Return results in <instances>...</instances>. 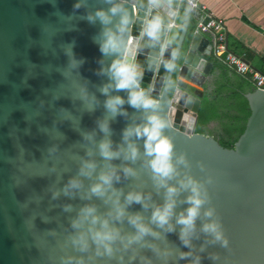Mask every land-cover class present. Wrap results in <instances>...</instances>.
I'll use <instances>...</instances> for the list:
<instances>
[{
    "label": "clouds",
    "instance_id": "1",
    "mask_svg": "<svg viewBox=\"0 0 264 264\" xmlns=\"http://www.w3.org/2000/svg\"><path fill=\"white\" fill-rule=\"evenodd\" d=\"M46 2L53 15L62 18L57 0ZM106 2V9L84 14L89 23L100 25L95 42L101 55L94 74L104 79L95 91L80 74L84 60L72 44L54 43L57 27L51 22L41 21L37 39L26 36L23 50L3 58L0 201L11 198L24 232L40 253V264H203L205 259L210 264H261L264 241L258 224L247 222L243 251L238 253L209 193L215 176L199 161L203 177L191 174L192 161L184 151H176L165 132L173 129V121L159 110L153 84L142 85L146 69L155 72L162 66L170 93L168 112L181 97L188 99L180 86L189 83L181 67L199 73L204 65L202 57L185 64L188 52L200 55L189 31L198 7L195 0ZM85 5L86 0H74L72 7ZM32 47L39 49L43 62L28 57ZM138 55L145 57L143 63ZM57 56L64 57L62 64L53 63ZM54 73L58 81L33 88L32 81L50 79ZM25 89L30 98L21 95ZM97 109L102 112L94 126L81 127L82 114ZM117 117L125 124L114 140ZM64 124L79 137L67 146ZM184 127L192 129L193 121L186 117ZM39 137L43 143H34ZM35 177L49 181L40 192L31 188ZM17 191L26 193L24 199L15 198ZM254 198L249 195L247 202ZM57 207L66 214L64 221L50 215ZM4 215L7 219L6 211ZM37 219L53 226L38 228Z\"/></svg>",
    "mask_w": 264,
    "mask_h": 264
},
{
    "label": "water",
    "instance_id": "2",
    "mask_svg": "<svg viewBox=\"0 0 264 264\" xmlns=\"http://www.w3.org/2000/svg\"><path fill=\"white\" fill-rule=\"evenodd\" d=\"M73 3L74 0H57L55 8L62 14V18L58 19L53 15L52 5L46 0H0V64L13 50H23L26 36L37 39L40 22L48 21L57 27L54 43L70 42L75 54L83 58L80 74L89 81V86L95 91L96 86H99L104 79L94 74V69L99 67L97 60L101 55L95 42L100 25L98 22L89 23L84 18V14L98 7L106 9L108 4L106 0H86L84 7L74 10ZM139 23L140 21L137 20L133 25V35L137 34ZM190 40L195 52L200 55L188 52L185 64H195L202 57L204 65L199 73H192L187 67H181L180 74L189 81L187 85H180L186 89L187 100L181 97L172 104L173 110L168 112L170 93L164 87L165 69L162 66L155 72L146 69L142 85L153 84L152 95L154 97L159 95L161 102L159 110L173 121V129H165V132L172 137L176 151H184L192 161L191 174L198 179L203 177L204 173L196 165L199 161L215 176L216 183L209 188V193L213 204L221 213L226 232L239 253L243 251L246 225L250 219L258 224L259 235L264 241V89L253 87L252 90L242 93L249 113L244 121L243 130L233 141L232 146L221 144L208 133L196 132L199 109L213 64L207 57L209 51L202 33L193 32ZM168 55L169 52L165 51L164 57L167 58ZM28 57L36 63L45 60L36 47L28 49ZM137 59L143 63L145 57L138 55ZM63 62V56H57L53 60V63ZM15 71L19 72L20 69ZM59 79L60 77L54 73L50 79H37L31 83L33 88L38 90L41 85H48ZM120 94L124 95L123 92ZM21 95L30 98L27 89L22 91ZM60 103L69 106L67 100H61ZM128 111L133 110L128 108ZM101 112L102 109H97L94 113L82 114L81 127H93L95 118ZM186 117L193 121L192 129L184 127ZM124 124L125 121L120 117L112 123L114 140L119 139L120 129ZM61 131L66 137V146L78 141L77 133L68 124L62 125ZM34 143H43V138H37ZM36 155L38 156L39 153ZM48 182L45 177H35L30 181V185L34 191L40 192ZM25 195V192L17 191L15 198L22 200ZM249 195L255 196L251 202H247ZM71 202L77 203L75 200ZM5 211L7 219H5ZM50 215H58L59 219L64 221L66 214L61 213L57 207ZM36 223L41 229L53 226L41 224L39 219ZM174 238L170 236V239ZM216 250L222 252L220 249ZM0 264H40V253L32 246L31 238L21 226V217L11 204V198L7 196L0 201ZM203 264L210 262L205 259ZM261 264H264V261Z\"/></svg>",
    "mask_w": 264,
    "mask_h": 264
},
{
    "label": "crops",
    "instance_id": "3",
    "mask_svg": "<svg viewBox=\"0 0 264 264\" xmlns=\"http://www.w3.org/2000/svg\"><path fill=\"white\" fill-rule=\"evenodd\" d=\"M198 1L204 4L213 16L223 20L228 48L242 55L254 68L264 72V0ZM201 17L202 12L197 9L189 27L191 33L196 31L197 22ZM202 36L206 39V48L209 51L207 57L213 64L210 76L215 88L227 83L226 77H234L236 81L244 83L243 77H238L237 73L212 54L211 35L202 33ZM230 79L229 84L234 81ZM248 84L252 85L251 82Z\"/></svg>",
    "mask_w": 264,
    "mask_h": 264
},
{
    "label": "built area",
    "instance_id": "4",
    "mask_svg": "<svg viewBox=\"0 0 264 264\" xmlns=\"http://www.w3.org/2000/svg\"><path fill=\"white\" fill-rule=\"evenodd\" d=\"M195 3L198 6L197 9L202 12V17L196 25V31L211 35L212 54L235 73L247 78L254 87L264 89V73L254 68L242 55L228 48L223 20L213 16L198 0H195Z\"/></svg>",
    "mask_w": 264,
    "mask_h": 264
},
{
    "label": "trees",
    "instance_id": "5",
    "mask_svg": "<svg viewBox=\"0 0 264 264\" xmlns=\"http://www.w3.org/2000/svg\"><path fill=\"white\" fill-rule=\"evenodd\" d=\"M260 72H262L260 69H258ZM264 73V72H262ZM238 77H243L239 74H236ZM226 77V76H225ZM227 80V83L222 84L215 88V94L218 98L223 99L225 101H231L232 105L235 104V106L238 109L237 113L229 114V116L235 120L234 125L232 127V130H234V133L228 134V136H224L220 138V143L225 146H232L233 141L236 139V137L241 133L244 127V121L249 113L246 99L243 97V92L249 91L253 89V85H249L250 83L247 79L243 77V80L245 82H238L236 79H234L231 84L228 83L229 79L228 77L225 78ZM227 89V92L222 95V91ZM221 115L217 112H212L208 109V100H207V91L203 97L202 104L199 109L198 113V121L196 124L195 131L204 133L206 131L205 125L211 121L220 119Z\"/></svg>",
    "mask_w": 264,
    "mask_h": 264
},
{
    "label": "flooded vegetation",
    "instance_id": "6",
    "mask_svg": "<svg viewBox=\"0 0 264 264\" xmlns=\"http://www.w3.org/2000/svg\"><path fill=\"white\" fill-rule=\"evenodd\" d=\"M230 80H234V77H231ZM207 100H208V109L212 112H217L221 115L220 119L209 121L205 127L207 128L204 133L213 135L216 139L220 140L221 137L228 136V134L234 133L232 127L235 120H233L229 114H234L238 112L235 104L232 105V102L225 101L220 99L215 94V85L213 84V78L209 76L207 80ZM227 92V89L222 91V95Z\"/></svg>",
    "mask_w": 264,
    "mask_h": 264
}]
</instances>
